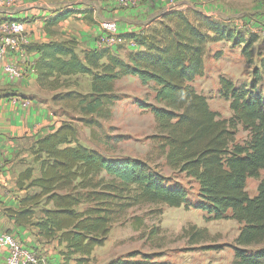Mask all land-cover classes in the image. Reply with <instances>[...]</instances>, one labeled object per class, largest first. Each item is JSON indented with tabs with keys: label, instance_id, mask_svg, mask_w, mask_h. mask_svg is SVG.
Listing matches in <instances>:
<instances>
[{
	"label": "trees",
	"instance_id": "1",
	"mask_svg": "<svg viewBox=\"0 0 264 264\" xmlns=\"http://www.w3.org/2000/svg\"><path fill=\"white\" fill-rule=\"evenodd\" d=\"M84 11L55 12L44 20L43 28L52 32ZM119 37L123 43L115 47L87 50L78 49L74 38L24 46L26 52L38 54L33 63L37 86L51 93L49 102L61 107L67 120L35 141L32 153L39 176L32 178V169L27 168L17 181L20 189L34 191L19 198L17 209H5L6 214L18 226L35 227L41 239L55 240L62 247V264H94V250L104 245L112 225L130 208L183 206L205 212L206 220L237 221L241 227L231 264H264V97L256 89L264 74V52L256 54L248 86L219 77V95L229 102L228 118L213 111L193 86L204 73L209 44L227 41L253 63L256 36L244 37L198 11L169 9L145 28ZM124 43L138 49L120 55L117 46ZM78 75L89 77L88 91L71 88L69 79ZM126 76L152 85L158 106L142 107L155 121L158 155L171 170L194 181L195 198L145 160L109 157L79 142V125L91 135L103 130L100 121L111 118L119 99L115 85ZM238 126L247 132L241 143L236 142ZM249 178L258 180L254 196L246 191ZM205 232L195 226L183 230L192 242L202 240ZM212 247L217 248L206 246ZM156 259V254L135 251L106 264H169Z\"/></svg>",
	"mask_w": 264,
	"mask_h": 264
},
{
	"label": "rangeland",
	"instance_id": "2",
	"mask_svg": "<svg viewBox=\"0 0 264 264\" xmlns=\"http://www.w3.org/2000/svg\"><path fill=\"white\" fill-rule=\"evenodd\" d=\"M67 1L63 0L59 3L54 0L51 9H47L53 10V13L66 10L69 6ZM16 2L14 0L6 5L0 2V7L11 6ZM136 5L149 7V10L146 9L143 14V21H136L137 17L130 15L123 17L126 19L122 18V22L142 25L143 22L159 17L166 8L189 13L214 12L219 20L225 22L235 32H239L244 37L250 34L256 36L257 39L251 47L253 63H247L240 52V47L233 46L227 41L209 44L204 55V73L193 82L195 89L206 97L213 111L218 112L221 117H230L229 102L219 95L218 79L220 76H225L236 85L245 86L252 81V71L257 66L256 54L264 52V0H175L174 2L138 0ZM4 20L7 19L1 21ZM55 28L52 29V33L57 32ZM119 30L118 24V33ZM126 45L133 46L129 43H124L122 47L117 46L118 54L123 55L125 51L131 50L124 47ZM69 83L73 84L72 89L80 92L89 89V77L86 75L71 77ZM256 89L264 97L263 73ZM45 94L50 98V92ZM115 94L119 99L112 107L111 118L100 121L103 130H97L91 135L87 127L79 125V142L109 157L145 160L159 174L183 186L190 196L195 198L197 185L194 181L183 173L171 170L165 164L164 158L158 155L156 139L153 138L158 133L156 124L150 110L142 107V104L158 106L153 100L152 85H142L138 78L126 76L117 81ZM54 109L60 121L67 120L61 107L54 106ZM246 139L247 132L238 126L236 142L241 143ZM263 175L264 171L261 172V176ZM257 183V179H247L246 191L249 196L256 194ZM205 217V212L192 208L185 209L183 206L168 207L151 204L134 206L112 225L104 245L94 250L92 255L94 264H106L113 258L126 256L129 252L135 251L156 254L158 262L169 264H231L234 238L241 225L233 219L206 220ZM191 226L206 230L202 240L192 242L188 234L183 233L184 229L189 230ZM206 246L217 248H206Z\"/></svg>",
	"mask_w": 264,
	"mask_h": 264
},
{
	"label": "crops",
	"instance_id": "3",
	"mask_svg": "<svg viewBox=\"0 0 264 264\" xmlns=\"http://www.w3.org/2000/svg\"><path fill=\"white\" fill-rule=\"evenodd\" d=\"M16 1L11 6L0 7V23L3 19H14L25 24L23 46L33 42L74 38L80 50L99 48L103 39L101 21L116 19L119 22V34L124 35L137 32L158 18L143 22L142 25H135L131 22H122V18L132 15L137 17L136 21L141 22L144 12L146 9L149 10V7L136 5L135 8H125L117 5L114 0H65L69 3L67 9L86 11L74 14L59 23L56 28H52L57 32L52 33L46 32L43 27L44 20L55 13L49 10L54 0ZM56 1L60 3L63 0ZM77 6L85 8L77 9ZM167 10L169 9L166 8L164 12ZM204 15L219 20L214 12ZM124 47L138 49L134 45ZM37 56L35 52L14 54L0 64V232L12 234L21 248L33 251L37 257V264H62V256L59 253L62 247H59L55 240L41 239L37 236L35 227L18 226L5 212L7 208L17 209L19 198L26 192L34 191L24 187L20 189L17 185L18 176L27 168L32 169V178L39 176V164L34 161L32 153L35 141L45 133L53 131L61 122L53 112L54 106L49 102L46 91L41 90L36 84L33 63ZM7 60L15 63L23 71L21 79H10L4 72L3 64ZM6 256L7 247L0 245V264H7Z\"/></svg>",
	"mask_w": 264,
	"mask_h": 264
},
{
	"label": "built area",
	"instance_id": "4",
	"mask_svg": "<svg viewBox=\"0 0 264 264\" xmlns=\"http://www.w3.org/2000/svg\"><path fill=\"white\" fill-rule=\"evenodd\" d=\"M121 7L136 6L138 0H114ZM174 2L175 0H168ZM1 3L11 2V0H0ZM103 31L101 47H115L123 43L118 33V23L116 19H109L100 24ZM25 24L19 20H5L0 23V64L5 59H10L14 54H25L23 46ZM131 44V43H130ZM3 70L10 79H21L23 71L12 61L7 60L3 64ZM0 245L7 247V264H37V257L33 251L23 249L12 234L0 232Z\"/></svg>",
	"mask_w": 264,
	"mask_h": 264
}]
</instances>
